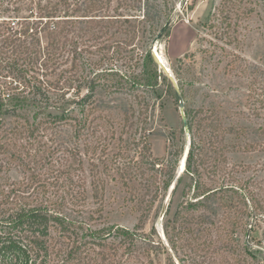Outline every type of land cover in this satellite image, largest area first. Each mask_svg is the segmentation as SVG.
<instances>
[{
	"label": "trees",
	"instance_id": "obj_1",
	"mask_svg": "<svg viewBox=\"0 0 264 264\" xmlns=\"http://www.w3.org/2000/svg\"><path fill=\"white\" fill-rule=\"evenodd\" d=\"M231 12L220 10L225 18ZM156 16L160 20L156 5L143 7V0H0V70L13 74L11 81L0 82V264H260L253 259H263L264 247H239L237 230L252 228L264 216V185L248 181L240 201L229 194L240 185L225 181L224 144L213 146L210 138L219 129L222 141L234 129L215 121V112L185 109L190 140L180 174V150H168L166 163L153 156L146 117L131 121L126 111L121 118L122 130L128 127L125 137L105 118L106 130L94 123L98 118L86 123L96 114L103 77L109 93L130 76L139 83L133 76L144 60L141 86L156 81L146 63L149 58L158 64L150 48L159 31ZM136 39L142 40L139 51ZM88 58L95 69L90 76L81 72ZM105 59L109 66L102 65ZM118 60L127 73L114 63ZM29 94L28 100L24 95ZM57 100L59 105H51ZM136 101L145 116V102ZM31 105L38 106L32 120H4ZM66 118L73 120L67 142L57 129ZM113 139H119L118 146L108 161ZM206 143L217 159L207 176L199 163ZM13 164L22 168L18 179L10 176ZM112 170L139 212L134 228L102 219L103 175ZM168 191L161 230L146 231L148 215ZM245 198L255 207L245 208Z\"/></svg>",
	"mask_w": 264,
	"mask_h": 264
},
{
	"label": "rangeland",
	"instance_id": "obj_2",
	"mask_svg": "<svg viewBox=\"0 0 264 264\" xmlns=\"http://www.w3.org/2000/svg\"><path fill=\"white\" fill-rule=\"evenodd\" d=\"M146 2L147 5L157 7L160 20H156L158 19L156 16L153 24L155 28H159V31L167 20L172 21L171 26L156 43L154 52L156 57L164 60L165 65L161 66L149 58L146 59L148 68L156 74V81L152 86H141L145 69L144 60L135 69L133 76L139 83L133 84L131 76L127 83H124L123 77H116V81L120 80V83L124 84L123 86L117 84L119 87L117 91L109 93L105 90L106 80L103 77L95 98L96 114L87 117L86 123L88 124L92 118H98L94 123H101L104 130L107 126L105 118L116 128L119 136L120 132L124 133L128 129L127 125L123 127V130L121 126L124 123L121 118L126 111L131 121H135L137 116L146 117L144 127L153 156L166 163L168 150L172 154L180 150L178 168L190 140L188 129L185 127L187 123L185 109L196 111L203 107L208 115L210 111L215 112V116H212L215 121L232 126L234 129L233 132L226 133L222 141L220 130L216 129L212 133L210 143H214L213 146L224 144L227 158L225 181L240 185L239 188L235 187L236 190L233 189L234 192H229L233 199L240 201L241 196L246 194V191L243 194L242 186L248 181H253L254 184H250L251 186H258L262 180L261 185H264V131L262 130L264 126V0H143V7ZM171 6L172 10H170ZM221 9L232 12L225 18V14L220 13ZM214 13L215 16H213ZM141 41L135 40L136 51L141 49ZM120 45L124 46V43ZM86 57L84 56L85 60ZM179 57L180 60H177ZM89 61L91 60L88 58L81 72L90 76L95 69ZM103 61L104 66H109L111 63L108 59ZM121 61H114V63L127 73L123 66H119ZM0 71V82L6 79L12 80V73H6V69ZM166 75L171 78L175 90L181 95L182 109L178 97L173 95ZM103 82H105L104 85H102ZM24 96L29 100L30 94ZM68 97L71 98L74 95ZM139 98L145 102L142 104L147 106L145 116L142 110H137V105L134 103ZM60 101H53L51 105H59ZM13 103L14 101L9 102V105ZM37 107L31 105L16 108L10 113L13 115L3 118L6 122L25 118L32 120L37 116ZM49 111L55 110L51 107ZM72 124L73 120L69 118L58 124L57 129L61 130L66 142L67 135L71 138L68 133ZM135 125L131 127L134 129ZM124 135L128 136V133L125 132ZM118 141L119 139H113L112 144L109 145L108 161L114 156L113 152L117 149ZM70 145L71 143L68 142L67 146ZM200 147L199 153L203 155L199 162L200 169L207 176L211 173L217 159L214 158L211 144L206 143ZM105 156L106 154L103 157ZM184 156L186 157V154ZM185 157L182 169H184ZM88 158L89 153L85 157L87 167L89 166ZM21 173L22 168L13 164L10 176L18 179ZM113 176H115L113 170L106 176L103 175L105 186L102 196V219L110 225L134 228L138 222L139 212L128 200L126 190L119 180ZM168 194L169 191L167 197L158 201L154 211L148 215L144 223L146 231H149L152 226L161 230V211L169 203ZM245 201L248 205L245 208L255 207V204L248 202L247 198ZM92 202L90 199V206L93 205ZM262 203L264 206V201ZM258 218L257 224L252 223V228L246 225L245 230H237L239 247L244 248V244L247 243L251 250L264 247V216H258ZM253 260L264 264V257ZM187 263L188 260L185 261V264Z\"/></svg>",
	"mask_w": 264,
	"mask_h": 264
},
{
	"label": "water",
	"instance_id": "obj_3",
	"mask_svg": "<svg viewBox=\"0 0 264 264\" xmlns=\"http://www.w3.org/2000/svg\"><path fill=\"white\" fill-rule=\"evenodd\" d=\"M171 23H172L171 19L167 20V22L163 25V27L160 29V31L153 38L152 44H151V47H150L152 53L155 51L156 43L159 41V39H161V37L164 35L165 31L171 26ZM176 93H177V97H178L179 102H180V108L182 109L183 108V101L181 100L182 99L181 95H180V93L177 90H176ZM185 154H186V150H185V152L183 154V157L181 158V160L179 162L178 174H180L183 171L182 166H183V159L185 157L184 156ZM164 213H165V208H163L162 211H161V217H163Z\"/></svg>",
	"mask_w": 264,
	"mask_h": 264
},
{
	"label": "bare ground",
	"instance_id": "obj_4",
	"mask_svg": "<svg viewBox=\"0 0 264 264\" xmlns=\"http://www.w3.org/2000/svg\"><path fill=\"white\" fill-rule=\"evenodd\" d=\"M155 52V51H154ZM153 52V56L155 57V59L157 60V63L159 64V65H161V66H163V65H165L164 63V60L163 59H161L160 57H156V55H154L155 53ZM163 64V65H162ZM165 69V68H164ZM183 168V167H182Z\"/></svg>",
	"mask_w": 264,
	"mask_h": 264
}]
</instances>
